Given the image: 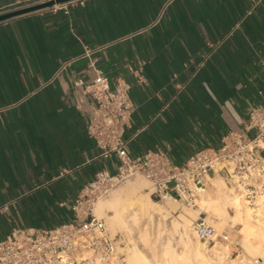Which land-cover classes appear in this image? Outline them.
I'll use <instances>...</instances> for the list:
<instances>
[{
    "label": "crops",
    "instance_id": "crops-1",
    "mask_svg": "<svg viewBox=\"0 0 264 264\" xmlns=\"http://www.w3.org/2000/svg\"><path fill=\"white\" fill-rule=\"evenodd\" d=\"M17 1L0 0V9ZM257 1L85 0L69 14L1 21L0 241L72 220V198L98 171H117L116 156L98 157L86 131L93 99L75 85L94 79L92 59L112 84H131L133 156L161 149L181 164L243 129L264 102Z\"/></svg>",
    "mask_w": 264,
    "mask_h": 264
},
{
    "label": "built area",
    "instance_id": "built-area-1",
    "mask_svg": "<svg viewBox=\"0 0 264 264\" xmlns=\"http://www.w3.org/2000/svg\"><path fill=\"white\" fill-rule=\"evenodd\" d=\"M49 1L54 4L38 12L69 14L73 7L85 3V0H18L0 12ZM96 49H87L84 56L91 57ZM90 65L95 70L94 79L89 83L84 78L75 81L76 86H85L93 99L86 131L96 143L98 157L116 156L118 169L114 173L107 169L98 171L72 198V220L43 230H13L0 241V264H112L123 242L118 241L117 234H111L105 219L97 215L96 205L137 175L150 181L151 196L170 198L190 207H199L198 199L207 188L211 171L217 176L225 175L228 185L251 206L264 196V102L250 109L243 129L228 132L218 145L192 153L184 163H174L161 149H148L133 156L125 137L135 110L131 84L124 79L112 84L94 59ZM193 229L209 246L230 237L227 232L220 234L205 212L195 220Z\"/></svg>",
    "mask_w": 264,
    "mask_h": 264
},
{
    "label": "bare ground",
    "instance_id": "bare-ground-1",
    "mask_svg": "<svg viewBox=\"0 0 264 264\" xmlns=\"http://www.w3.org/2000/svg\"><path fill=\"white\" fill-rule=\"evenodd\" d=\"M144 184L145 183H143L141 179H135L132 183L113 191L108 199L103 200L99 204L98 208L108 222L109 227H111V230H113V233L125 231L128 233L127 235H134V232L137 231L138 237L134 235L135 239L139 238L144 245L154 249L158 238H156V241L151 239L152 235H150L147 224L154 220L153 217L155 214H159L158 217L161 218V214L165 210L167 211L168 208L166 207V202L164 205L153 200L149 192H144L145 194L142 193L143 195H140L139 192L143 190ZM208 186L215 193V197L212 196L210 191H206ZM207 188L201 193L198 202L201 208H206L208 211L211 210L213 212L215 221L218 220L219 224H223V222L225 223L229 216H231L236 221L239 220L244 224L241 231L245 236H248L255 231H262L264 236V196L258 197L256 208H250L235 189L227 187L220 176H217V178L210 177L207 181ZM167 199L170 200V198ZM168 205L170 209L174 208L171 201H168ZM229 208L234 209V215H230ZM164 215V217H166V214ZM155 219L159 224V219ZM172 221L171 224L173 223ZM172 225L170 231L172 230L171 232H177L179 234V242L183 244L184 248L182 247V251H184L181 254H177L170 249L163 250V254L166 256H164V258L162 257V259L160 258L161 260L159 259L157 261L159 263L151 261V263L149 262L150 264H215V262L216 264H227L225 256L229 250V246L223 245L222 241H217V244L215 243L211 247L208 244H205L202 247L198 236L194 233V229L191 228L193 225L191 226L187 215L182 214L181 221L175 222ZM157 227L162 226L159 224ZM163 227H166V225L164 224ZM167 229H169V227ZM167 229L165 231H167ZM153 231L156 230L153 229ZM158 232L159 233L156 236H162V232H164L163 228H158ZM192 233L194 234V238L192 237ZM159 234L161 235L159 236ZM195 236L197 237L195 238ZM134 237H129V239ZM135 239L129 240V242H133L131 243V246L128 247L126 253L129 259L132 260V264H140V262L138 263V260L140 259L137 258L138 254L135 251L137 242ZM250 245L253 247L252 244ZM155 257L156 255H154V258ZM232 263L247 264L244 261H232Z\"/></svg>",
    "mask_w": 264,
    "mask_h": 264
},
{
    "label": "rangeland",
    "instance_id": "rangeland-1",
    "mask_svg": "<svg viewBox=\"0 0 264 264\" xmlns=\"http://www.w3.org/2000/svg\"><path fill=\"white\" fill-rule=\"evenodd\" d=\"M253 135L254 134H252L251 136H253ZM210 174L214 175L213 171H211ZM137 178H138V180L141 179L143 181V183H145L144 186H143L144 187L143 190L139 192L140 195L142 193L145 194L144 192H149L150 196H151V192L153 190L152 189V185H151L150 181H148L142 175H137L136 177L128 180L126 183L118 186L113 191H115V190H117V189H119L121 187H124L127 184H129V183H132ZM221 178L223 179V181L227 185V187H231L230 185H228V183L226 182V180L223 177H221ZM113 191L110 193L109 196H107L106 198H103L99 202V204L103 200L108 199L111 196V194L113 193ZM206 191H210L213 197L216 196L215 193L213 192V190L209 186L206 189ZM151 198L153 200H155L156 202L162 203L164 205H165V202H166V207L168 208L167 211L165 210L161 214L162 217L160 215L161 218L158 217L159 214H155V216L153 217V219H154L153 221L154 222L151 221V222H149L147 224V227L149 229L150 235H152L151 239L153 241H156V238H158V241H156L157 243H155L156 245H155L154 249L144 245L140 241L139 238L135 239L134 235L136 237H138L137 231L134 232V235H127L128 233L125 232V231H118L117 233H113V230H111V227H109V224L106 221L105 217H103L101 212L98 210L99 208L96 209L97 215L99 217H103L105 219L106 225H107L109 231L111 232V234L113 236L117 234L118 241L123 242V243H121V245L118 248L119 256L112 261V264H132V260L129 259V257L127 256V253H126L128 247H130L131 243L133 242V241L129 242V240H132V239H135V241H137L136 242V248H135L136 250L135 251L138 254L137 258L140 259V260H138V263L140 262V264H150L151 261L154 262V263H159L157 261L160 258L162 259V257L164 258V256H166L165 254H163V252L165 250H167V249H170L173 252H176L177 254H181L184 251V250L182 251L184 246H183V244H181V242H179V240H180L179 234L177 232H171L172 230L170 231L171 227L173 226L172 224L175 223V222L181 221L182 214H185V215L188 216V218L190 220V223H191V226H192L194 224L195 220L199 217L201 212L207 213L211 223L217 228V231L220 234L223 233V232H227V234H229L230 237H229L228 241L218 240V241H222L223 245H228L229 246V250H228V252H227V254L225 256V261H226L227 264H233L232 261H234V262L235 261L236 262L237 261L238 262L244 261L247 264H264V240H263L264 236L262 234L263 233L262 231H255V232L250 233L248 236H245L244 233L241 231V229L244 227V224L241 221H239V220L236 221L231 216H229V218L227 219V221L225 223L223 222V224L222 223L219 224L218 220L215 221V219L213 217V212L211 210L208 211L206 208H201L199 203H198L199 207H190V206H187V205L183 204L182 202L174 201L172 199H170V200L167 199V198L160 199V198H156V197H153V196H151ZM168 201L169 202L171 201V203L173 204L174 208L170 209V207L168 205ZM244 202L250 208H256L257 207V205L256 206H251L246 201H244ZM96 207H97V205H96ZM109 213H111V212H109ZM168 213H170V214H168ZM229 213H230V215H234L235 214L234 209L233 208H229ZM164 214H166V217H164L165 216ZM155 218L159 219L158 222L160 221L159 224L162 227H157L159 224L157 223ZM161 219H162V221H161ZM172 220H174V221H172ZM171 221L173 222L172 224H171ZM161 223H162V225H161ZM163 223L166 225V227H163L164 226ZM168 227H169V229H167ZM158 228H163V230H164V232H162V236H160L161 234H159L160 237L156 236L159 233L158 232ZM191 228H193V226ZM153 229H155L156 231H153ZM166 229H167V231H165ZM239 231H241V232H239ZM192 235H193L192 237L194 238V234L193 233H192ZM132 236L134 238L129 239V237H132ZM196 237L197 236H195V238ZM198 239H199V242L201 243L202 247L205 244H207L206 242H204L200 238H198ZM250 244H252L253 247ZM254 247H256V248H254ZM154 255H156L155 258H154ZM215 264H216V262H215Z\"/></svg>",
    "mask_w": 264,
    "mask_h": 264
},
{
    "label": "water",
    "instance_id": "water-1",
    "mask_svg": "<svg viewBox=\"0 0 264 264\" xmlns=\"http://www.w3.org/2000/svg\"><path fill=\"white\" fill-rule=\"evenodd\" d=\"M63 1H68V0H57V2H63ZM53 4H54V1H49V2H46L43 4L28 6V7L12 10V11L0 13V22L7 20V19H10V18H13V17H16V16L36 12L40 9H43V8L48 7L50 5H53Z\"/></svg>",
    "mask_w": 264,
    "mask_h": 264
}]
</instances>
